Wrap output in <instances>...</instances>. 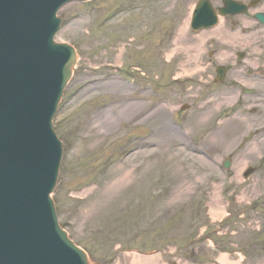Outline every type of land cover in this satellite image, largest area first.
Returning <instances> with one entry per match:
<instances>
[{
  "label": "rangeland",
  "instance_id": "374dc122",
  "mask_svg": "<svg viewBox=\"0 0 264 264\" xmlns=\"http://www.w3.org/2000/svg\"><path fill=\"white\" fill-rule=\"evenodd\" d=\"M195 1L89 0L58 11L55 40L73 46L77 60L53 118L63 153L52 196L59 223L93 264H146L135 259L152 255L168 264L159 253L123 254L127 248L161 250L167 260L175 249L209 264L214 241L245 260L221 253L213 264H264V29L253 30L258 42L239 45L225 36L248 35L253 20L236 29L231 24L241 17L221 19L218 31L195 33L188 25ZM238 52L245 54L241 66L234 65ZM220 65L227 72L218 84ZM89 78L105 79L94 86ZM116 102H138L135 111L162 106L172 129L186 126L179 153L129 158L152 136L158 115L148 124L128 122L109 109ZM102 109L115 122L98 140L85 125ZM122 171L130 175L113 189Z\"/></svg>",
  "mask_w": 264,
  "mask_h": 264
},
{
  "label": "water",
  "instance_id": "95a60500",
  "mask_svg": "<svg viewBox=\"0 0 264 264\" xmlns=\"http://www.w3.org/2000/svg\"><path fill=\"white\" fill-rule=\"evenodd\" d=\"M70 1L0 0V264H90L59 228L49 198L61 157L51 120L76 61L74 48L53 37L56 12ZM233 5L221 15L235 13ZM209 6L198 0L193 29L215 23Z\"/></svg>",
  "mask_w": 264,
  "mask_h": 264
},
{
  "label": "bare ground",
  "instance_id": "6f19581e",
  "mask_svg": "<svg viewBox=\"0 0 264 264\" xmlns=\"http://www.w3.org/2000/svg\"><path fill=\"white\" fill-rule=\"evenodd\" d=\"M193 9V7H192ZM226 17V16H225ZM249 29V27H245ZM219 26L217 28L212 29L213 31H218ZM241 31V29H239ZM183 31V29H182ZM212 31V32H213ZM204 32V31H203ZM202 31L199 33H203ZM251 33L248 35H242L240 33L238 34H232V36H225L229 37L228 42H235L234 44H245L247 40H251V44H254L255 42H258V39L254 37L255 33L250 30ZM222 36V34H220ZM102 79L105 78H89L87 80L88 84L93 83L95 86L96 84H99L100 82L102 83ZM97 86V85H96ZM107 86V85H106ZM117 87V86H116ZM114 88V87H112ZM125 102V101H123ZM113 103L109 109L113 112L114 115H119L118 117H127L128 122H133L135 120H138V123H143V124H148L149 121L154 117V113L158 115V123L157 127H153V134L152 136H149L139 142L136 143V146L134 150L129 154V158L133 157H140L141 159H145L149 156H154L157 155L158 153L161 154H168V153H177L179 150L177 149L178 146L180 145L181 138H183L184 135V129L186 126L183 127L182 130H174L170 127L169 122L165 118V112L162 106H157L154 109H150V103H145L142 107L137 109L135 111V107L139 104L138 102H128V103ZM117 106L120 108L117 112ZM207 104L205 105V107ZM108 109L104 110H94L93 113L89 116L88 121L86 122L85 129L87 130L88 128L91 130H94L95 136L100 139L106 137L107 133V128L111 126L115 121L113 118H110L108 114ZM209 113V110H206L204 113H202L200 116H207ZM113 116V115H112ZM199 116V117H200ZM102 129V130H101ZM119 129L112 128L111 133L117 132ZM156 138H158V145H155L156 147H153V143L155 142ZM179 153V152H178ZM120 165L114 167L112 170H116L119 168ZM122 176L118 177L119 179L117 180L116 186L113 187L115 189L117 185L122 184L130 175L129 173L124 174L122 171L120 173ZM126 175V176H125ZM111 192V190H105L102 192V201L100 202L99 206L102 208L106 205V201L108 198V194ZM100 210V207L97 208L96 212ZM155 258L156 255H152L149 257H143V256H137L135 260L139 262L146 261V264H155ZM132 263H137V262H132Z\"/></svg>",
  "mask_w": 264,
  "mask_h": 264
},
{
  "label": "flooded vegetation",
  "instance_id": "af4514ba",
  "mask_svg": "<svg viewBox=\"0 0 264 264\" xmlns=\"http://www.w3.org/2000/svg\"><path fill=\"white\" fill-rule=\"evenodd\" d=\"M212 5L215 7V8H218L220 6V0H210ZM244 3H249V0H240ZM256 3H257V6L258 7H262L264 5V1L263 0H255ZM249 14L252 16V18H254V15L251 13V11H247L245 12L243 15H241V18H240V21L239 23H248L250 22V18H249ZM238 24V22H237Z\"/></svg>",
  "mask_w": 264,
  "mask_h": 264
}]
</instances>
